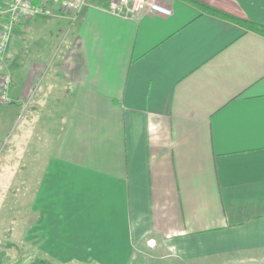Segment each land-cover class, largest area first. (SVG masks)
Returning a JSON list of instances; mask_svg holds the SVG:
<instances>
[{"label":"crops","instance_id":"0c3cea01","mask_svg":"<svg viewBox=\"0 0 264 264\" xmlns=\"http://www.w3.org/2000/svg\"><path fill=\"white\" fill-rule=\"evenodd\" d=\"M109 1L14 27L0 127L23 129L5 171L16 147L48 163L24 243L56 264H130L146 246L264 264V35L189 0H160L169 16ZM197 1L264 25V0Z\"/></svg>","mask_w":264,"mask_h":264},{"label":"rangeland","instance_id":"374dc122","mask_svg":"<svg viewBox=\"0 0 264 264\" xmlns=\"http://www.w3.org/2000/svg\"><path fill=\"white\" fill-rule=\"evenodd\" d=\"M9 46L10 43L3 54L2 67L6 72L8 71L5 67V56ZM23 108L22 103L19 107L15 106L14 124L16 125H21L24 120ZM6 121L12 123L10 117H7ZM22 129L23 127H0V264H32L37 259L34 258L35 256H44L40 253L42 249H40L38 242L31 245L24 243V235L30 222L36 220L40 204L46 200L43 198L46 197V193L42 186L45 176L44 170L48 166V163L45 162L47 161L46 149L40 150L29 147L24 149L25 153L23 154V148L16 147L15 152L18 153L15 158L18 165H16L15 173L11 174L5 171L8 154L14 146L16 137L21 135ZM33 144L34 142L31 141L28 145ZM35 151L39 152L37 156H33L36 154ZM19 154L20 157L18 158ZM35 157L41 161L38 163L31 162L28 165L30 163L28 160H34ZM28 173H30V179L27 181L26 175ZM36 230V227L32 228V231L35 232ZM148 249L146 246V248L142 247L136 251L130 264H183L178 258L167 257L160 252L149 251ZM44 260L50 264H56V261ZM59 264H78V262Z\"/></svg>","mask_w":264,"mask_h":264},{"label":"built area","instance_id":"2783aa9c","mask_svg":"<svg viewBox=\"0 0 264 264\" xmlns=\"http://www.w3.org/2000/svg\"><path fill=\"white\" fill-rule=\"evenodd\" d=\"M89 0H3L0 4V101H10L12 77L2 67L3 54L11 41V34L16 25L24 20L38 17L49 18L67 15L76 20ZM164 6L167 11L159 13L155 5ZM108 10L116 15L137 16L140 13L154 11L169 16L171 9L160 0H110Z\"/></svg>","mask_w":264,"mask_h":264},{"label":"trees","instance_id":"16d2710c","mask_svg":"<svg viewBox=\"0 0 264 264\" xmlns=\"http://www.w3.org/2000/svg\"><path fill=\"white\" fill-rule=\"evenodd\" d=\"M191 1L192 3H194L196 6L200 7L201 9H203L204 11H207V12H210L214 15H217L219 17H222V18H225V19H228V20H231L235 23H238L250 30H253V31H256L258 33H261L264 35V25H261V24H258V23H255L253 21H249V20H241V19H238L228 13H225L223 11H220L216 8H213L209 5H206L204 3H201L197 0H189ZM0 3H1V0H0ZM32 264H50L48 261L44 260V259H35L33 261Z\"/></svg>","mask_w":264,"mask_h":264},{"label":"snow or ice","instance_id":"6c2138e0","mask_svg":"<svg viewBox=\"0 0 264 264\" xmlns=\"http://www.w3.org/2000/svg\"><path fill=\"white\" fill-rule=\"evenodd\" d=\"M154 7H155L156 11L159 12V13H163V12L168 10V9H166L164 6H162L160 4H157Z\"/></svg>","mask_w":264,"mask_h":264}]
</instances>
